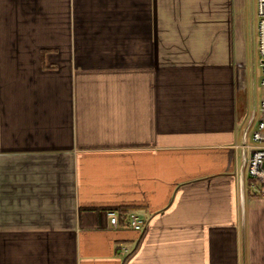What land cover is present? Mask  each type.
Instances as JSON below:
<instances>
[{
  "label": "crops",
  "instance_id": "crops-1",
  "mask_svg": "<svg viewBox=\"0 0 264 264\" xmlns=\"http://www.w3.org/2000/svg\"><path fill=\"white\" fill-rule=\"evenodd\" d=\"M247 18L244 0H0V264H264Z\"/></svg>",
  "mask_w": 264,
  "mask_h": 264
},
{
  "label": "built area",
  "instance_id": "built-area-1",
  "mask_svg": "<svg viewBox=\"0 0 264 264\" xmlns=\"http://www.w3.org/2000/svg\"><path fill=\"white\" fill-rule=\"evenodd\" d=\"M257 19V51L261 58V69L259 77L260 100L258 110L253 117L248 130L252 127L251 141L246 140L243 145L246 156L244 165L247 177L252 182L251 187L261 196H264V0H256ZM254 123V124H253ZM108 216L113 228H125L137 232H143L146 221L136 213H130L122 224L116 211H109Z\"/></svg>",
  "mask_w": 264,
  "mask_h": 264
},
{
  "label": "rangeland",
  "instance_id": "rangeland-1",
  "mask_svg": "<svg viewBox=\"0 0 264 264\" xmlns=\"http://www.w3.org/2000/svg\"><path fill=\"white\" fill-rule=\"evenodd\" d=\"M247 9V36H248V50H247V65L245 66L244 76L238 73L239 81L244 79L246 84V100L243 103L245 111L248 112V120L245 127L249 124L253 113L257 112L260 100V69H261V58L257 51V19H256V0H244ZM239 84V83H238ZM244 94V93H243ZM254 124V123H253ZM252 127L248 130L247 140L251 141Z\"/></svg>",
  "mask_w": 264,
  "mask_h": 264
},
{
  "label": "trees",
  "instance_id": "trees-1",
  "mask_svg": "<svg viewBox=\"0 0 264 264\" xmlns=\"http://www.w3.org/2000/svg\"><path fill=\"white\" fill-rule=\"evenodd\" d=\"M118 213L119 217H120V221L123 224L127 218V216L131 213L125 210H114Z\"/></svg>",
  "mask_w": 264,
  "mask_h": 264
},
{
  "label": "water",
  "instance_id": "water-1",
  "mask_svg": "<svg viewBox=\"0 0 264 264\" xmlns=\"http://www.w3.org/2000/svg\"><path fill=\"white\" fill-rule=\"evenodd\" d=\"M254 115V114H253ZM253 120V119H252ZM252 122V121H251ZM248 127H249V125H248ZM246 156V155H245ZM244 159H245V157H244Z\"/></svg>",
  "mask_w": 264,
  "mask_h": 264
}]
</instances>
